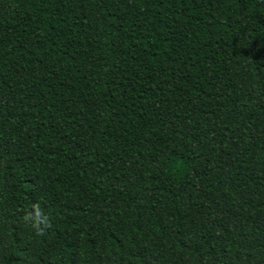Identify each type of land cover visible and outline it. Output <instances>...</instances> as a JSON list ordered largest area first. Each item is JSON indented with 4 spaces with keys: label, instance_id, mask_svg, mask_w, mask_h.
I'll use <instances>...</instances> for the list:
<instances>
[{
    "label": "trees",
    "instance_id": "obj_1",
    "mask_svg": "<svg viewBox=\"0 0 264 264\" xmlns=\"http://www.w3.org/2000/svg\"><path fill=\"white\" fill-rule=\"evenodd\" d=\"M0 264H264V0H0Z\"/></svg>",
    "mask_w": 264,
    "mask_h": 264
},
{
    "label": "clouds",
    "instance_id": "obj_2",
    "mask_svg": "<svg viewBox=\"0 0 264 264\" xmlns=\"http://www.w3.org/2000/svg\"><path fill=\"white\" fill-rule=\"evenodd\" d=\"M31 208L32 210L26 212L22 220L35 236L42 237L46 230L52 227L51 217L42 210L38 202L32 204Z\"/></svg>",
    "mask_w": 264,
    "mask_h": 264
}]
</instances>
